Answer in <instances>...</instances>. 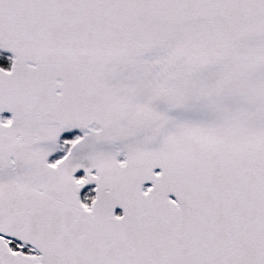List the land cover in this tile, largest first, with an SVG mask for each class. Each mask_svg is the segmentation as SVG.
Returning <instances> with one entry per match:
<instances>
[{
    "label": "snow or ice",
    "instance_id": "6c2138e0",
    "mask_svg": "<svg viewBox=\"0 0 264 264\" xmlns=\"http://www.w3.org/2000/svg\"><path fill=\"white\" fill-rule=\"evenodd\" d=\"M0 264H264V0H0Z\"/></svg>",
    "mask_w": 264,
    "mask_h": 264
}]
</instances>
